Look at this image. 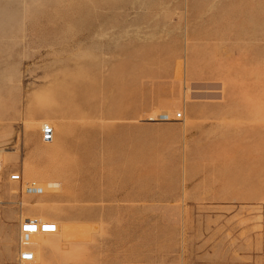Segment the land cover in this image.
<instances>
[{"label": "rangeland", "instance_id": "374dc122", "mask_svg": "<svg viewBox=\"0 0 264 264\" xmlns=\"http://www.w3.org/2000/svg\"><path fill=\"white\" fill-rule=\"evenodd\" d=\"M0 152V264H264V0H0Z\"/></svg>", "mask_w": 264, "mask_h": 264}, {"label": "built area", "instance_id": "2783aa9c", "mask_svg": "<svg viewBox=\"0 0 264 264\" xmlns=\"http://www.w3.org/2000/svg\"><path fill=\"white\" fill-rule=\"evenodd\" d=\"M181 112H176L173 116L168 115L167 113H160L159 120L161 121H168L170 118H180ZM42 136L44 141H48L51 139L53 134V128L51 125L46 124L42 127ZM11 180L13 181H21V174L20 172L12 173ZM25 192L29 194H41L43 191L40 187L34 185H26ZM55 223L48 222V221H41L38 219H30L26 218L20 225L19 231L26 233V232H38V231H48L53 230ZM20 259L21 260H32L33 253L28 250H24L20 252Z\"/></svg>", "mask_w": 264, "mask_h": 264}, {"label": "crops", "instance_id": "0c3cea01", "mask_svg": "<svg viewBox=\"0 0 264 264\" xmlns=\"http://www.w3.org/2000/svg\"><path fill=\"white\" fill-rule=\"evenodd\" d=\"M192 109H193V112H197L198 111L197 107H193ZM149 120H153V119H149ZM52 142H50V143H52ZM50 143H45V144H50ZM75 245L77 246V249H78L79 248V241L78 240H76ZM76 264H78V263H76Z\"/></svg>", "mask_w": 264, "mask_h": 264}, {"label": "bare ground", "instance_id": "6f19581e", "mask_svg": "<svg viewBox=\"0 0 264 264\" xmlns=\"http://www.w3.org/2000/svg\"><path fill=\"white\" fill-rule=\"evenodd\" d=\"M44 125H46V124H44ZM43 125V126H44ZM50 125V124H49ZM52 136H53V134H52ZM42 140H43V142H45V143H50L51 141H52V137H51V139L50 140H48V141H44V139H43V136H42ZM1 153V152H0ZM1 155V154H0ZM0 160H1V157H0ZM0 165H1V163H0Z\"/></svg>", "mask_w": 264, "mask_h": 264}]
</instances>
